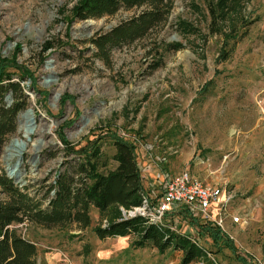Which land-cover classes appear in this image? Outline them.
<instances>
[{"label":"rangeland","instance_id":"rangeland-1","mask_svg":"<svg viewBox=\"0 0 264 264\" xmlns=\"http://www.w3.org/2000/svg\"><path fill=\"white\" fill-rule=\"evenodd\" d=\"M78 1L0 0V59L14 57L35 81V88L30 79L21 82L35 126L17 167L19 186L33 185L29 191L41 196V181L53 182L69 159L59 136L76 149L85 144L83 138L99 137L102 155L110 159L115 150L109 136L115 133L135 146L149 204L161 197L163 180L183 171L221 187L230 197L224 205V222L244 228L240 235L229 233L226 226L224 232L237 241L238 255L250 264H264V0H241V21L231 17L224 26L228 37L208 30L206 0H176L164 27L110 50L106 60L89 40L143 8L74 21L72 9ZM181 22L192 24L196 33L182 36L177 28ZM175 44L181 49L170 47ZM155 64L159 66L153 69ZM7 72L19 73L12 67ZM24 112L17 116L16 130L3 147L0 173L16 162L17 153L9 147L12 140L25 141L22 125L27 119L22 117L29 115ZM115 166L110 160L100 170ZM90 216L91 225L84 231L28 223L13 227L36 245V264L177 260L174 255L163 260L151 253L150 246L143 255L135 251L142 248L127 247L119 253L110 249L101 257L118 239H98L92 228L100 217L94 209ZM166 223V228L186 233L208 252L209 261L196 264H240L227 249L217 252L209 239L197 235L180 217L169 215ZM250 237L256 238L257 251L250 249L255 241ZM128 238L131 242L135 237Z\"/></svg>","mask_w":264,"mask_h":264},{"label":"trees","instance_id":"trees-1","mask_svg":"<svg viewBox=\"0 0 264 264\" xmlns=\"http://www.w3.org/2000/svg\"><path fill=\"white\" fill-rule=\"evenodd\" d=\"M176 0H79L72 9L74 21L98 20L116 14L119 10L143 8L138 14L127 19L104 34H96L89 43L94 47L100 58L106 60L112 49L128 45L143 39L149 32L164 27L175 7ZM208 11L207 28L212 35L228 37L224 26L231 17L239 16L241 21V0H206ZM238 19V20H239ZM238 20L236 22H238ZM182 36L196 33V28L189 23L178 24ZM182 31V32H181ZM186 35V36H187ZM230 37H232L230 35ZM234 38L238 37L235 32ZM49 46L48 48H51ZM175 51L181 45L170 46ZM19 51L18 49H16ZM46 51V50H45ZM225 53H222L224 56ZM0 156L8 136L13 134L17 126V116L29 105L28 97L21 87V82L30 79L32 87L35 81L25 68L10 60L0 59ZM225 60V59H224ZM159 64H155L156 69ZM12 67L19 73L7 72ZM17 78V80H14ZM10 96L12 103L7 105L4 99ZM64 146V155L69 158L64 162L62 170L55 175L53 182L42 180L39 196L29 190L33 185L20 187L6 173H0V264H36L37 248L34 243L22 237L14 225L23 223L34 224L43 228H67L74 226L84 231L91 225L90 212H98L100 223L106 220L107 225L99 223L92 228L98 239L134 236L131 247L134 249L155 248L164 253L167 250L180 251L181 264H192L209 261L208 252L197 246L191 239L164 225L149 223L147 217L136 215L124 217L122 212L140 208L146 191L132 142L115 133L109 139L114 147L110 159L101 152L100 138L89 140L83 138L85 144L76 149L63 136H59ZM116 164L113 169L101 172L109 161ZM149 201V200H148ZM155 202H151V206ZM176 215L198 229L200 237L209 238L212 245L228 249L242 264H250L244 257L237 254L234 242L217 226L207 222L200 224L180 207L166 214ZM165 216V218H167ZM72 237H79L74 234Z\"/></svg>","mask_w":264,"mask_h":264},{"label":"built area","instance_id":"built-area-1","mask_svg":"<svg viewBox=\"0 0 264 264\" xmlns=\"http://www.w3.org/2000/svg\"><path fill=\"white\" fill-rule=\"evenodd\" d=\"M162 183L164 190L158 202L151 206L149 201L144 198L143 205L140 208H134L127 213L123 211V216L140 215L147 217L149 223L163 225L167 213L184 207L189 212L199 214L206 222L224 231L222 216L226 214L224 205L228 203L230 197L222 191L221 187L205 184L187 171H183L165 181L163 180ZM213 206L219 207L216 216H212L210 213ZM146 210L149 213H146ZM233 221L238 223L239 219L233 218ZM106 225L107 223L104 221L102 227Z\"/></svg>","mask_w":264,"mask_h":264},{"label":"crops","instance_id":"crops-1","mask_svg":"<svg viewBox=\"0 0 264 264\" xmlns=\"http://www.w3.org/2000/svg\"><path fill=\"white\" fill-rule=\"evenodd\" d=\"M184 209H186V208H184ZM187 210V214L190 216V217H192L193 219H196L200 224H205V223H207L204 219H202L201 218V216L199 215V214H196V213H191V212H189V210L188 209H186ZM211 212V215L212 216H216L217 215V208L215 207V206H213L212 208H211V210H210ZM181 220H183L182 218H181ZM190 227H192V228H194L195 230H196V232H197V235H198V229L195 227V226H193V225H191L190 223H188V221L187 220H184ZM245 224V223H244ZM244 224H241V225H244ZM227 227V230H228V232L229 233H231L232 232V234H236V235H240V233L244 230V228H242L240 225L238 226L237 224H233L231 221L229 222V221H226V222H224V227ZM178 232V231H177ZM223 232V231H222ZM180 233V232H179ZM223 233H225V232H223ZM180 234H183V235H186V236H188L189 237V235H187L186 233H180ZM226 234V233H225ZM227 235V234H226ZM229 235V234H228ZM227 235V236H228ZM118 240H117V243L115 244V243H113V242H111L110 244H108V249L107 250H105L104 251V253H103V255H101V257H105V256H108L112 251L111 250H113L114 252H118L119 253V251H122V250H125L127 247H131V242L133 241H129L128 242V236H126V237H116ZM202 238H204V239H209V238H206V237H202ZM235 238V237H234ZM254 237H250V239H253ZM107 239H110V238H107ZM191 239V238H190ZM236 239V238H235ZM255 239V241H254V243L252 244L253 245V247L252 248H250V249H252V251H257V243H256V238H254ZM210 240V239H209ZM234 242V241H233ZM237 241L235 240V242L233 243L234 244V246L236 247V243ZM113 244H115V245H113ZM243 244L245 245V241L243 242ZM110 245V246H109ZM113 245V246H112ZM111 246L113 247V248H111ZM111 249V250H110ZM143 250L142 251H137V250H135L136 251V253H139V254H141V255H143V252L144 251H146L145 249L146 248H142ZM223 249H225V248H223ZM223 249H221V250H223ZM236 249H237V247H236ZM228 250V249H227ZM229 251V250H228ZM156 253V254H158L163 260H164V258H167V257H169V256H171V255H174V256H176L177 257V260L175 259H173V258H169L168 260H166V261H164V263L163 264H179L180 263V260H181V257H182V253L180 252V251H172V250H167V251H165L164 253H160V252H158L155 248H153V251H151V253ZM218 252H220V251H218ZM230 252V251H229ZM231 253V252H230ZM237 254H238V252H237ZM231 255H232V257L236 260V258L234 257V255L231 253ZM240 256V255H239ZM242 256V255H241ZM243 257V256H242ZM237 261V260H236ZM202 262V261H201ZM238 262V261H237ZM196 263H199V262H196ZM195 263V264H196ZM238 263H240V262H238ZM181 264V263H180ZM193 264V263H192ZM240 264H242V263H240Z\"/></svg>","mask_w":264,"mask_h":264},{"label":"water","instance_id":"water-1","mask_svg":"<svg viewBox=\"0 0 264 264\" xmlns=\"http://www.w3.org/2000/svg\"><path fill=\"white\" fill-rule=\"evenodd\" d=\"M7 100H8V102H11L10 96L7 97ZM23 114H28L29 115V118L27 119V130H26V132H27L26 134L27 135L24 136L25 141L21 140V141L18 142L16 139H14L11 142L15 146V150L17 152V159H16V162L13 164L14 169L17 168L19 166V163L22 161V158H23L22 154H23V151L26 148V142L30 141V134L33 133L34 126H35V121H34L32 109L25 110V112ZM14 169L13 168H9V167H5V173H6V176L8 178L13 179L14 182L16 184H18L19 183V179H20V175L16 174V176H14V177H12V175H11V173H13Z\"/></svg>","mask_w":264,"mask_h":264},{"label":"bare ground","instance_id":"bare-ground-1","mask_svg":"<svg viewBox=\"0 0 264 264\" xmlns=\"http://www.w3.org/2000/svg\"><path fill=\"white\" fill-rule=\"evenodd\" d=\"M22 118H23V121H25V119H28L29 116H25V117L23 116ZM23 126H24V125H22V129H23V130H25V129L27 130V120H26V126H24V127H23ZM25 127H26V128H25ZM25 132H26V131H25ZM26 133H27V132H26ZM20 141H21V140H20ZM18 142H19V141H18ZM9 147H10V149H13V151H14L15 146L13 145V143H12ZM11 147H12V148H11ZM36 150H37V149H36ZM15 151H16V150H15ZM15 153H17V152H15ZM16 155H17V154H16ZM16 155H15V156H16ZM9 156H10V154H9ZM9 156H8V157H9ZM12 156H14V153L11 155V157H12ZM16 159H17V157H16ZM6 163H7V162H6ZM7 167H9V168H13V169H14V166H13V165H12V166L7 165ZM15 172H16V173H15ZM16 174L20 175L19 172H18V170H17V168L14 169V171H13V173H11V175H12V177H14V176H16ZM223 232H224V231H223ZM228 237H229V236H228ZM229 238H230V237H229ZM230 239H231V238H230Z\"/></svg>","mask_w":264,"mask_h":264}]
</instances>
